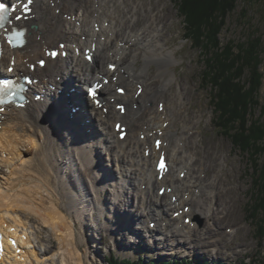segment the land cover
Instances as JSON below:
<instances>
[{"label": "bare ground", "instance_id": "obj_1", "mask_svg": "<svg viewBox=\"0 0 264 264\" xmlns=\"http://www.w3.org/2000/svg\"><path fill=\"white\" fill-rule=\"evenodd\" d=\"M0 1L16 5L15 16L23 18L13 24L28 29L25 48H6L0 65L4 72L14 68L8 76L34 80L26 107H7L0 116V228L7 250L0 264H44L51 245L56 248L51 264H84L85 260L91 264L95 260L87 259L82 247L94 246L82 237L83 224L84 230H88V222L102 230L106 224L99 219L106 215L108 202L118 218L107 229L117 235L126 229L124 237L132 239L129 245L136 244L138 250L147 249L144 244H149L148 240L153 245L160 239L165 243L166 236L154 238L156 231L171 233L175 240L180 236V244H194V236L202 244L209 240L206 234L216 222V209L212 201L206 205L210 192H206L202 177L194 175L189 154L184 160L181 152L189 140L186 135L197 123L182 122L179 116L186 113L187 105L184 101L170 103L168 98L176 92L170 90L173 79L166 76L178 63L174 54L166 51L169 42L164 31L168 25L161 28L155 17L148 18L145 0H133L139 3L133 8L124 0L126 11L122 10L118 19L109 16L110 0ZM139 10L144 12L145 26L133 30L141 19ZM153 12L159 15L158 5ZM131 48H135L133 55ZM53 51L59 53L55 59L49 55ZM85 53L93 56L91 62ZM140 59L143 64L138 67ZM41 60H46L44 68ZM110 64L116 65V71L109 69ZM152 64L157 66V74L150 76ZM96 82L102 85L98 96L84 95L83 87ZM120 86L126 90L124 95L118 93ZM184 95L191 100L187 91ZM96 120L99 135L94 130ZM179 122L182 126L176 127ZM117 125L128 132L124 140ZM175 135L181 150L169 148ZM157 140L160 149L155 146ZM24 149L25 160L20 158ZM100 149L106 151L111 165L103 164ZM160 155L168 160L169 171L163 179L156 170ZM114 167L117 177L111 174ZM161 190H165L163 196ZM130 206L140 209V214L130 215L146 220L133 222ZM29 215L39 218L35 223L40 230L32 227ZM202 218L208 223L200 230L196 225ZM137 222L139 227H135ZM152 222L162 225L161 229L152 231ZM43 230L49 236H41L39 242L51 244L44 249L33 238ZM13 240L16 248L10 243ZM161 247L165 249L163 244Z\"/></svg>", "mask_w": 264, "mask_h": 264}, {"label": "rangeland", "instance_id": "obj_2", "mask_svg": "<svg viewBox=\"0 0 264 264\" xmlns=\"http://www.w3.org/2000/svg\"><path fill=\"white\" fill-rule=\"evenodd\" d=\"M123 1L110 0L108 2L109 16L118 19L120 14L126 11L122 5ZM127 1H129V5L131 4V8L139 4L133 2V0ZM156 5L160 8L158 16L153 12V8ZM235 5L234 11L227 15L223 23L219 38L223 46L229 43V46L233 48H238L242 44H248L251 40L252 42H258L260 45V87L255 95V99L257 98L259 104L254 109L253 115L249 113L247 116L248 118L251 117L250 119L252 117L259 119L264 125L262 110L264 107V0H236ZM144 8L147 11L148 18L155 17L161 23V28H163V25H168L164 31L166 39L169 42L166 51H171L178 60V63L169 68L166 76V79H173L170 90L176 92L174 95L168 94L169 102L180 103L184 101L187 108L186 113L184 112L179 116L181 121L186 122L189 119V121L197 123L196 126L191 127L186 135V137H189V140L185 148L181 150V147L177 145L176 135L170 139L171 145L169 148H180L182 154L185 155L184 160H186V156L189 154L194 175L202 177V184L206 192H210V199H206V205L212 201V205L216 209V222L213 227L209 226L210 232L206 234L207 238H210L209 240L207 239L202 244L196 241L198 237L194 236L192 241L195 243L187 245L179 243L182 240L180 236L175 240L171 233L168 235L165 231L163 233L156 231V229H161L160 226L162 225L152 222L149 227L152 231H156L153 235L154 238L166 236L164 238L165 243L160 239L156 241L155 245L157 243L160 244L155 246L148 240L149 244L147 242L144 244L148 248L138 250L134 247L136 244L129 245L132 239L124 237L126 232H123L126 229L118 235L117 233L109 232L107 229V226H113V223L118 218V215L113 216L114 207L108 202L106 215H104V218L99 219L102 225L106 224L102 230L99 228V225L95 226L90 222H88V230H84L83 224L82 237L88 242L92 241L91 244L94 246L92 249L89 244L82 247L86 253V258L95 260L93 262L90 261L91 264H108V260L111 257L120 261L142 257L144 261L151 260L156 262L185 260L193 263L203 260L207 264H264V212L260 209V200L264 194V178L262 177L264 175V153L255 154L252 150L242 151L234 142V136L240 134L238 129L235 128V130L228 132V130H222L217 127L218 119L213 103V94L215 92L207 84V81L205 82L204 80V72L208 70L205 65L208 57L203 54L202 49L196 48V45L194 46L187 39L184 20L179 13V0H145ZM139 11L141 19H139L138 25L132 28L133 30L136 28L141 29L145 26V18L142 16L144 12ZM130 16L126 15V18ZM134 50L135 48H131L130 50L132 55L134 54ZM142 64L143 60L140 59L138 67H141ZM242 71L244 73H242L241 83L248 89L247 81L250 79V73L248 69H243ZM149 72L150 76L156 75L157 66L152 64ZM72 80L76 81L79 85L81 84L75 78H72ZM154 82L157 83L155 79H153ZM120 88L124 87L120 86ZM185 91L189 93L191 100L185 98ZM86 93L84 91L85 95ZM161 109H164L162 105ZM170 116H173V111L170 112ZM180 126H182L181 122L176 124V127ZM94 130L99 135L101 128L98 120H96V125L94 123ZM100 151L103 164L109 165L110 163L106 160L108 158L105 154L106 151L102 149ZM25 155L24 149L20 158L25 160ZM18 161L20 162L21 160L18 159ZM200 166L204 168L201 169ZM116 170L117 168L114 167L111 173L114 177L118 176ZM116 179L114 178V180ZM210 183H213V186H210ZM108 187L106 186V188ZM130 189L133 193V188ZM111 190L113 191V189ZM196 190L194 189V191ZM130 207V209L127 208L129 215H133V213L140 214V209L136 206ZM163 208L165 209V207ZM132 215L130 216L133 222L136 219L141 222L144 220L140 216H137V218L135 215ZM29 216L32 217V220H30L32 227L40 230L39 225L35 223V221L39 222V218L32 215ZM194 218L196 220L197 216ZM207 223L205 219H199L197 220L196 227L201 230L206 227ZM144 225L147 226V224ZM139 226L137 222L135 227ZM130 228L134 229V225L130 226ZM87 235L90 237L88 238ZM136 235L137 238L141 239L138 233ZM145 235L148 236L147 233ZM35 236L33 238L37 243L40 241L41 236H49V232L43 230L42 234L38 233ZM212 236H214V239H211ZM161 243L165 249L161 247ZM37 245L44 249L51 244H41L39 242ZM124 245L126 247H123ZM51 247L52 250L44 257V264H51L52 262L49 259L56 248L53 245ZM131 247H134V249L131 250ZM56 264H60V262L58 261ZM84 264H86V260Z\"/></svg>", "mask_w": 264, "mask_h": 264}, {"label": "trees", "instance_id": "obj_3", "mask_svg": "<svg viewBox=\"0 0 264 264\" xmlns=\"http://www.w3.org/2000/svg\"><path fill=\"white\" fill-rule=\"evenodd\" d=\"M236 0H179V13L184 20L187 39L203 50L208 57L204 80L215 92L213 103L219 129H238L235 145L242 151L264 153V125L259 119L248 118L259 104L255 95L260 87L259 66L261 63L258 42H249L233 48L223 46L219 35L225 19L234 11ZM237 48V49H236ZM205 51V52H204ZM248 69V89L242 81V70ZM217 107V108H216ZM264 114V107H263ZM264 167V166H263ZM264 178V175L262 176ZM264 212V194L260 200ZM108 264H207L202 261H144L143 258L120 261L114 257Z\"/></svg>", "mask_w": 264, "mask_h": 264}, {"label": "snow or ice", "instance_id": "obj_4", "mask_svg": "<svg viewBox=\"0 0 264 264\" xmlns=\"http://www.w3.org/2000/svg\"><path fill=\"white\" fill-rule=\"evenodd\" d=\"M31 3H32V0H28V4H31ZM28 4H25L23 6L25 12L29 11ZM7 10H8V6H6L4 3H0V28L4 27V22L7 19V17L4 14L7 12ZM14 10H15V8L13 7V11ZM21 18L22 17L19 15L16 16L17 20H19ZM22 36H23V32L16 31L15 29H13L11 35H9L7 37V39L9 40L10 43L13 40H15L17 42H21L20 37H22ZM61 47H63V45H61ZM49 55L52 56L53 58H55L58 55V53L53 51V52L49 53ZM85 57L88 60L92 59V57L90 55H88L87 53H85ZM40 64H41V66H43L44 61L41 60ZM108 67H109V69H111L113 71L115 70V65L110 64V65H108ZM8 71H12V68H9ZM105 83H107V81H105ZM15 87H16V85L14 84L13 81L7 80V79H0V104H5V103L10 102L11 98L15 95V93L13 92V89ZM118 90L121 93H123V91H124L123 88H120ZM94 94L95 93L93 92V95ZM137 95H139V92H137ZM120 109H121V111H123L122 105L120 106ZM0 111H3V109L0 108ZM116 127L119 131H121L123 133V130L120 128V125H117ZM121 138H123V135ZM156 146H157V148H159L161 146V141H159V140L156 141ZM158 168L160 169L161 172L166 170V164H165V159H164L163 155L160 157ZM161 191L163 193V190H161ZM177 215H179V213H177ZM10 243L12 244V246L14 248H16V242L14 240L10 241ZM2 251H3V243H2V237H0V252H2ZM17 251H19V249H17Z\"/></svg>", "mask_w": 264, "mask_h": 264}]
</instances>
